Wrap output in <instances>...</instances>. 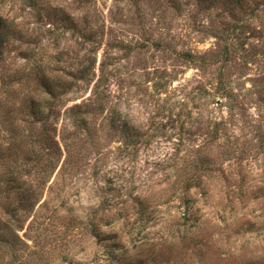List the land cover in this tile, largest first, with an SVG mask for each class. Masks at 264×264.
<instances>
[{
	"label": "rangeland",
	"instance_id": "1",
	"mask_svg": "<svg viewBox=\"0 0 264 264\" xmlns=\"http://www.w3.org/2000/svg\"><path fill=\"white\" fill-rule=\"evenodd\" d=\"M0 16V264H264V0Z\"/></svg>",
	"mask_w": 264,
	"mask_h": 264
},
{
	"label": "trees",
	"instance_id": "2",
	"mask_svg": "<svg viewBox=\"0 0 264 264\" xmlns=\"http://www.w3.org/2000/svg\"><path fill=\"white\" fill-rule=\"evenodd\" d=\"M11 26H12L11 22L7 21V19L0 16V53L2 50L3 44L6 42V37H7L8 33L11 32L10 31ZM35 114L37 116H41L42 112L40 110H38L37 113L35 112ZM190 185H191V182L188 181L185 185V189L188 190Z\"/></svg>",
	"mask_w": 264,
	"mask_h": 264
}]
</instances>
